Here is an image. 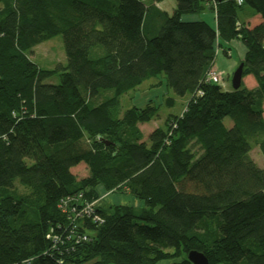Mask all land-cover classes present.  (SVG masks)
I'll return each instance as SVG.
<instances>
[{"label":"trees","instance_id":"trees-1","mask_svg":"<svg viewBox=\"0 0 264 264\" xmlns=\"http://www.w3.org/2000/svg\"><path fill=\"white\" fill-rule=\"evenodd\" d=\"M175 1L156 19L143 0H0V264H193L191 250L264 264V167L251 156L254 143L264 156V22H239L245 6L264 18V0ZM207 9L216 26L185 19ZM56 35L66 63L41 68L33 49ZM234 39L254 88L206 80ZM160 74L190 98L144 139L158 106L122 111L121 99ZM100 185L142 205L107 210Z\"/></svg>","mask_w":264,"mask_h":264},{"label":"rangeland","instance_id":"rangeland-1","mask_svg":"<svg viewBox=\"0 0 264 264\" xmlns=\"http://www.w3.org/2000/svg\"><path fill=\"white\" fill-rule=\"evenodd\" d=\"M249 10L254 12L253 9L249 6H245L240 9V19L246 21V13ZM205 14H209V16H212V12L209 10L197 14H187L185 16L190 15L204 17L206 16ZM31 58L39 67L44 69H54L61 63H66L63 36L56 35L37 45L33 49ZM240 59V52L236 47H231L230 55L225 54L223 52V49H220V51L217 52L213 67L220 73L221 77L223 78V87H225L226 89L233 88L232 76L235 69L240 64ZM243 78V82H249L247 76ZM46 81L49 83H59L60 75L57 73L52 77L48 78ZM169 97L174 98L175 103L173 105L168 104ZM189 98V94L185 96L176 95L174 91L168 86L166 76L164 74H160L150 79H147L139 87L125 94L121 99V107L122 111H125L126 109L134 105L144 107L147 103L150 102L158 106V112L154 118H152L148 122L139 123V128L143 134V137L145 138L147 137L148 132L156 125L164 126L170 114H180L188 103ZM225 124H233L232 119L230 117H227L225 119ZM251 156L260 167H264V156L256 143H254V147L251 151ZM72 171L76 174L78 178H81L88 173L84 164L72 168ZM100 191L102 192L101 198L105 199L104 201H102L101 204L107 210H109L112 205L116 204H132L137 206V203L141 202L134 195L130 194L127 191L113 192L106 191L102 188H100ZM157 264H173V261L170 259H164L157 262Z\"/></svg>","mask_w":264,"mask_h":264},{"label":"crops","instance_id":"crops-1","mask_svg":"<svg viewBox=\"0 0 264 264\" xmlns=\"http://www.w3.org/2000/svg\"><path fill=\"white\" fill-rule=\"evenodd\" d=\"M143 1L147 5H154V10H151L150 12H151V14H153V17L154 16L156 17V19H157V16H158L157 14L159 12L165 11V12H168V13H172L174 11V9L176 8V2H175V0H162V1H159V2H154L152 0H143ZM208 10L212 12V16H209V14L208 15L205 14L206 16H204V17H198V16H190V15H188V16H185V19H204V20L208 21L210 24L216 26V12H215L214 9H207L205 11H208ZM246 16H247L246 21L240 19V17H239V22H241V23L244 22L249 27H252V26H254V25L258 24V23L264 22V18L260 14H255L254 12H252L250 10L247 11ZM228 45L230 46V50H231V47H236L239 50L240 56H241L240 61H241L243 59V57L245 55V51H246L245 46L243 45V43L241 41L237 40V39H234V40L230 41V43ZM230 50L228 51V54L227 55H230ZM247 78L249 79L248 80L249 81L248 83L243 82L244 81V78L242 80V82L247 87L254 88V87L257 86V81L255 80V78L252 75H247ZM231 125H227V126L230 127ZM158 126H161V125H156L155 127H153L148 132L147 137H145L144 139H147L148 136H149V134H150V132L153 131ZM81 164H84V163H81ZM81 164H79V165H81ZM84 165L86 167V170L88 171L86 164H84ZM100 188L104 189V187L100 185L99 188H98L99 191H100ZM100 193H102V192L100 191ZM100 200H101L100 202H102L105 199L100 198ZM141 205H142V202H138L137 203V206H141Z\"/></svg>","mask_w":264,"mask_h":264},{"label":"water","instance_id":"water-1","mask_svg":"<svg viewBox=\"0 0 264 264\" xmlns=\"http://www.w3.org/2000/svg\"><path fill=\"white\" fill-rule=\"evenodd\" d=\"M243 67L244 63L240 62V64L235 69L232 76V87L233 89L240 88L243 79ZM188 259L193 264H209L208 258L204 255V253L198 250H191L187 254Z\"/></svg>","mask_w":264,"mask_h":264},{"label":"built area","instance_id":"built-area-1","mask_svg":"<svg viewBox=\"0 0 264 264\" xmlns=\"http://www.w3.org/2000/svg\"><path fill=\"white\" fill-rule=\"evenodd\" d=\"M239 2H241L242 0H238ZM220 51V48L217 47L216 48V55H217V52ZM206 80L209 81V82H213V83H218V84H221L222 86H224L223 84V78L221 77L220 73L214 69V67H212L211 69H209L207 71V74H206ZM73 198H67L65 200H63L60 204V206L63 208V210H65V208L69 205V201L72 200ZM94 203L95 202H89L86 204L85 208L83 210H81L79 212V214H91L93 212V206H94ZM96 219L97 220H100V221H103V219L99 216H96Z\"/></svg>","mask_w":264,"mask_h":264},{"label":"bare ground","instance_id":"bare-ground-1","mask_svg":"<svg viewBox=\"0 0 264 264\" xmlns=\"http://www.w3.org/2000/svg\"><path fill=\"white\" fill-rule=\"evenodd\" d=\"M71 198V197H70ZM65 199V198H64Z\"/></svg>","mask_w":264,"mask_h":264}]
</instances>
